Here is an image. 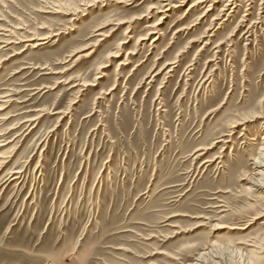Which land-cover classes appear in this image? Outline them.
<instances>
[{
  "label": "rangeland",
  "instance_id": "obj_1",
  "mask_svg": "<svg viewBox=\"0 0 264 264\" xmlns=\"http://www.w3.org/2000/svg\"><path fill=\"white\" fill-rule=\"evenodd\" d=\"M172 1L0 0V264H264V0Z\"/></svg>",
  "mask_w": 264,
  "mask_h": 264
},
{
  "label": "bare ground",
  "instance_id": "obj_2",
  "mask_svg": "<svg viewBox=\"0 0 264 264\" xmlns=\"http://www.w3.org/2000/svg\"><path fill=\"white\" fill-rule=\"evenodd\" d=\"M96 1V0H95ZM117 1H119V2H127L128 3V1H131V0H117ZM161 1V3H160V7L158 6V7H155V6H153V7H150V9L151 8H156V9H158L157 10V12L159 11H161L160 10V8H164L165 10L164 11H167V10H169V9H172V8H174L175 6H174V3H173V1L172 0H160ZM230 1V0H229ZM93 2V1H92ZM184 2V1H183ZM206 2V0H199V1H197V2H195V3H193V4H191V6L189 7V9L188 10H192L191 8H194L195 6H197V4H201L202 5V3H205ZM233 2V1H232ZM86 3V2H85ZM94 5V4H93ZM128 5V4H127ZM57 7V6H56ZM208 10H210L211 8H207ZM205 12V11H204ZM208 12V11H207ZM164 14V13H163ZM146 15V14H145ZM230 15V14H229ZM228 15V16H229ZM144 16V15H143ZM232 16V15H231ZM203 17V16H202ZM137 18V17H136ZM142 18V17H141ZM162 18H164V16H162ZM162 18H160V19H162ZM201 18V17H200ZM199 18V19H200ZM134 19V18H133ZM140 19V18H139ZM160 19H159V21H158V23L156 22V24H154V25H150L152 28L151 29H153L152 31H150L149 33L147 32V34L146 35H150V34H153V33H156L157 35L159 34V33H161L162 34V32H159V30L160 29H158L157 28V26H159L160 25ZM131 20V19H130ZM136 20V19H135ZM227 20V19H226ZM133 21V20H132ZM124 23V21H122V19H120V20H118V21H116V23L115 24H117V25H121V24H123ZM126 23H128V21L126 22ZM223 23V22H222ZM125 24V23H124ZM218 24V23H217ZM217 24H216V26H217ZM219 25V24H218ZM192 27V26H191ZM222 27V26H221ZM132 28V27H131ZM219 28V27H218ZM187 29H190L189 27H183L182 29H179V30H187ZM209 29V28H208ZM178 30V31H179ZM6 31H9V30H6ZM13 32V31H12ZM7 36V35H6ZM51 36H53V35H50V36H47V37H40V38H36V37H34V38H31V39H28L29 41H32V40H34V39H37V40H48ZM160 36V35H159ZM163 36V35H162ZM210 36H213V34L211 33V35ZM12 37V36H11ZM16 37V36H15ZM131 37V36H130ZM146 38H148V36H144V37H140V41H143V40H145ZM158 38L160 39V37H155L153 40L154 41H156V40H158ZM19 39V38H18ZM10 40V39H9ZM9 40H7V41H5V43H10L9 42ZM138 40V41H139ZM209 40H210V38H209ZM35 43V42H34ZM153 43V42H152ZM41 44V43H40ZM122 44V43H121ZM206 44H208V41L206 42ZM34 45H38V44H34ZM231 47V46H230ZM91 53V52H90ZM90 53H88V54H90ZM130 53H134V52H130ZM88 54H86V55H88ZM114 56H118L117 54H115V53H113V54H110L108 57L110 58V57H114ZM120 64H125V62H121ZM104 66L103 65H100L99 66V70L101 69V68H103ZM100 72V71H99ZM98 80V79H97ZM88 84V83H87ZM7 101V100H6ZM242 122L244 121V120H241ZM246 121V120H245ZM242 122H240L239 120H235V121H233V122H231L230 123V126L233 128V127H237V126H239L240 124H242ZM264 123V122H263ZM264 129V128H263ZM263 132V134H261L262 136H261V144H260V148H259V153H258V155L254 158V170H252L253 172H254V175H253V177H252V181L250 182L251 183V185L249 186V188H251V189H253V190H256V191H260V190H262V191H264V131H262ZM224 141V140H223ZM1 142V141H0ZM222 142V141H221ZM226 143V142H225ZM0 146H2V144L0 143ZM201 155V154H200ZM4 156V155H3ZM2 156V157H3ZM0 157H1V155H0ZM17 174V173H16ZM217 206V205H216ZM217 207H219V209H221V211L220 212H227V211H229V209H228V207H229V205H227L226 203H224V202H222L221 204H219ZM264 214V213H263ZM261 212H258L253 218H251L250 220V222H252V220H257L258 218H260V216L261 215H263ZM250 224V223H249ZM246 228V227H245ZM248 246H250V248L251 249H249V254L247 255V262H246V264H258L259 263V254H261L262 253V251H263V246H262V243H259V242H251L250 244H247ZM212 246V245H211ZM212 248H214V247H212ZM202 250V249H201ZM248 251V250H247ZM211 252L210 251H208V249H203L202 250V252H200V254L198 255V258L196 259V261L193 263V264H205V258H206V256H208V254H210ZM245 262V261H244Z\"/></svg>",
  "mask_w": 264,
  "mask_h": 264
}]
</instances>
